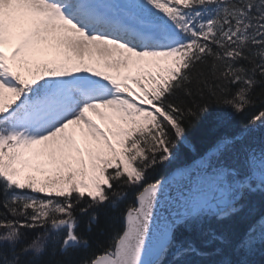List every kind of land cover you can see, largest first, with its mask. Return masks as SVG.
<instances>
[{"label":"snow or ice","instance_id":"snow-or-ice-1","mask_svg":"<svg viewBox=\"0 0 264 264\" xmlns=\"http://www.w3.org/2000/svg\"><path fill=\"white\" fill-rule=\"evenodd\" d=\"M213 105L244 131L167 170ZM259 129L264 0H0V264H260Z\"/></svg>","mask_w":264,"mask_h":264},{"label":"trees","instance_id":"trees-1","mask_svg":"<svg viewBox=\"0 0 264 264\" xmlns=\"http://www.w3.org/2000/svg\"><path fill=\"white\" fill-rule=\"evenodd\" d=\"M250 111L251 110H249V112ZM249 112H245L242 116H235L232 114L230 108L217 107L216 105H213L210 108L209 114H206L199 121L194 122L193 125L188 128L186 143L185 145L180 146V151L176 153V159L172 162V164L168 165L167 170L182 164L190 156H194L196 153L208 148L218 137L225 134H233L235 132L243 131L244 128L242 127L241 122L243 121L246 123ZM157 171L164 173L166 169L161 168L157 169ZM149 176L153 177L154 173L150 172ZM252 205L257 211L264 208V202H262L259 197L253 199ZM2 210L3 209L0 208V211ZM83 220L84 218L81 219V225L78 231L84 230ZM101 220L103 221V215ZM213 228L219 229L221 232L228 234L232 239H235L242 231V223L239 219H235L223 224L214 225ZM32 234L34 235V233ZM184 236L186 238L193 239L196 242L197 247L201 248V250L206 253L213 252V250L219 246L217 242L208 247H204L202 243L203 238L197 233H184ZM221 247H223L221 255H208L206 259L199 256H192L189 258L193 260H202V264H212L213 261H217L225 257L236 261L244 255L243 252H241L240 255H237L229 246ZM248 258L256 260L260 262V264H264V246L258 245L257 251L254 255Z\"/></svg>","mask_w":264,"mask_h":264},{"label":"water","instance_id":"water-1","mask_svg":"<svg viewBox=\"0 0 264 264\" xmlns=\"http://www.w3.org/2000/svg\"><path fill=\"white\" fill-rule=\"evenodd\" d=\"M247 139L254 140L258 144L261 139H264V129H259L257 131L250 130V135Z\"/></svg>","mask_w":264,"mask_h":264},{"label":"rangeland","instance_id":"rangeland-1","mask_svg":"<svg viewBox=\"0 0 264 264\" xmlns=\"http://www.w3.org/2000/svg\"><path fill=\"white\" fill-rule=\"evenodd\" d=\"M132 74H134V73H132ZM133 86V85H132ZM133 87H135V86H133ZM94 119H96L97 120V123H101V126L103 127L104 125H103V123L101 122V120L98 118V117H93Z\"/></svg>","mask_w":264,"mask_h":264}]
</instances>
